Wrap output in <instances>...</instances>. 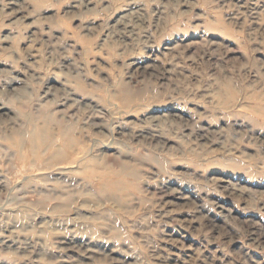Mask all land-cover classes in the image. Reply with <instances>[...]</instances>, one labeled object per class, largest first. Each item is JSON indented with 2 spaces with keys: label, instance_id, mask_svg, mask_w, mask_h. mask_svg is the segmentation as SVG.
Listing matches in <instances>:
<instances>
[{
  "label": "clouds",
  "instance_id": "clouds-1",
  "mask_svg": "<svg viewBox=\"0 0 264 264\" xmlns=\"http://www.w3.org/2000/svg\"><path fill=\"white\" fill-rule=\"evenodd\" d=\"M0 264H264V0H0Z\"/></svg>",
  "mask_w": 264,
  "mask_h": 264
}]
</instances>
